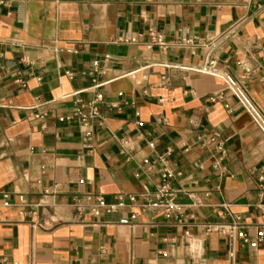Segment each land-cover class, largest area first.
Here are the masks:
<instances>
[{
	"label": "crops",
	"instance_id": "obj_1",
	"mask_svg": "<svg viewBox=\"0 0 264 264\" xmlns=\"http://www.w3.org/2000/svg\"><path fill=\"white\" fill-rule=\"evenodd\" d=\"M151 33L199 45L148 49ZM96 92L117 107L101 108L88 149L84 127L57 117ZM38 112L50 117L33 120ZM164 168L180 174L177 218L139 207ZM263 175L264 0H0V190L41 204L3 210L0 264H264V244L203 228L228 204L255 237ZM87 194L138 203L79 215L75 198Z\"/></svg>",
	"mask_w": 264,
	"mask_h": 264
},
{
	"label": "built area",
	"instance_id": "obj_2",
	"mask_svg": "<svg viewBox=\"0 0 264 264\" xmlns=\"http://www.w3.org/2000/svg\"><path fill=\"white\" fill-rule=\"evenodd\" d=\"M125 43L134 44L137 43L136 38H129L122 40ZM199 45L195 39H181L173 44L166 42L165 38L160 34H150V41L147 45L148 49L157 47L159 50L166 52L171 47L175 48H185L188 46ZM167 67H172L167 65ZM216 67L215 60L209 61V63L201 69L203 72L211 73ZM103 73L101 66V61L97 60L93 63L92 69L89 72V76L92 82V88L98 89L101 84L98 80V76ZM69 77H72L71 73H67ZM162 81L167 83V78L163 77ZM22 87H26L24 81L20 79L17 80ZM122 96V94H119ZM105 107L107 109H113L117 106L105 101L103 93L96 92L95 97L88 101H77L74 107L70 110L69 114L66 116H58L57 120L61 123L65 121H77L85 129V137L88 141L86 147L92 149L91 141L94 136L92 129V123L94 121L102 122L103 116L101 114V108ZM33 120L43 121L50 117L48 112H38L32 114ZM139 127H143L142 122H138ZM215 141V139H211ZM122 154L131 158L134 148L128 140L122 141ZM154 145L150 144L152 148ZM145 163H149L148 160ZM180 174H175L171 170L164 168L161 171V183L157 186L154 192L145 190V192L140 196L142 203L139 205L142 212L148 210H153L158 214H161L166 219H171L173 217H180L184 211L185 206L181 204L178 200L179 191L173 186V179ZM261 196H264V175L259 178ZM80 183H84L81 180ZM50 195L49 192H45L44 197ZM138 203V197L135 195H130L128 197L118 195L114 197L113 200H107L102 194H87L83 198H75L74 208L79 215H91L95 218L100 217L102 214H113L120 212L124 209L130 208ZM41 204H31L25 195H18L16 200H12L10 193L6 190H0V223H2L1 216L4 209L16 208L20 210V214L24 216L27 214V210L33 207H39ZM224 208L225 214L222 216V221L216 223H208L204 225V231L207 235L217 234L220 237H230L232 240H239L243 247H248L250 249H258L264 244V223L256 226V235L252 237L249 233V226L244 224L242 218L234 213L230 209V205L225 204L222 206ZM264 207V205H260ZM132 220L137 219V214L132 213ZM185 236L190 238V232L186 231ZM5 264H18L17 262H7ZM131 264H136L132 262Z\"/></svg>",
	"mask_w": 264,
	"mask_h": 264
}]
</instances>
